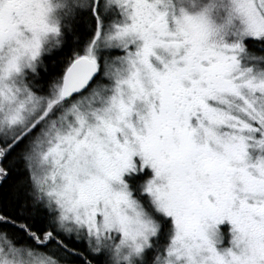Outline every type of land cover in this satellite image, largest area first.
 <instances>
[{"label":"snow or ice","instance_id":"6c2138e0","mask_svg":"<svg viewBox=\"0 0 264 264\" xmlns=\"http://www.w3.org/2000/svg\"><path fill=\"white\" fill-rule=\"evenodd\" d=\"M0 264H264V0H0Z\"/></svg>","mask_w":264,"mask_h":264}]
</instances>
